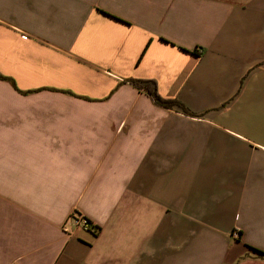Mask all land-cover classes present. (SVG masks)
<instances>
[{
	"label": "crops",
	"instance_id": "crops-1",
	"mask_svg": "<svg viewBox=\"0 0 264 264\" xmlns=\"http://www.w3.org/2000/svg\"><path fill=\"white\" fill-rule=\"evenodd\" d=\"M0 74V264H264V0H0Z\"/></svg>",
	"mask_w": 264,
	"mask_h": 264
},
{
	"label": "trees",
	"instance_id": "trees-1",
	"mask_svg": "<svg viewBox=\"0 0 264 264\" xmlns=\"http://www.w3.org/2000/svg\"><path fill=\"white\" fill-rule=\"evenodd\" d=\"M0 79H6V78L0 74ZM125 81L129 82L130 84H132L133 86H135L140 90H144L152 98V100L159 106L166 108L176 107L186 114L195 115L194 112L190 111L179 100L162 97L159 94L157 82L153 79L129 78V79H125ZM238 237H240L239 233H238Z\"/></svg>",
	"mask_w": 264,
	"mask_h": 264
},
{
	"label": "built area",
	"instance_id": "built-area-1",
	"mask_svg": "<svg viewBox=\"0 0 264 264\" xmlns=\"http://www.w3.org/2000/svg\"><path fill=\"white\" fill-rule=\"evenodd\" d=\"M69 221L78 227L83 228L84 230L88 231H97V226L84 214L79 213L78 211H74L70 216H69ZM234 237H238V232H233Z\"/></svg>",
	"mask_w": 264,
	"mask_h": 264
}]
</instances>
